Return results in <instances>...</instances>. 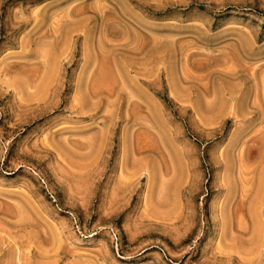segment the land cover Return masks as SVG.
<instances>
[{"label": "rangeland", "instance_id": "1", "mask_svg": "<svg viewBox=\"0 0 264 264\" xmlns=\"http://www.w3.org/2000/svg\"><path fill=\"white\" fill-rule=\"evenodd\" d=\"M0 264H264V0H0Z\"/></svg>", "mask_w": 264, "mask_h": 264}, {"label": "built area", "instance_id": "2", "mask_svg": "<svg viewBox=\"0 0 264 264\" xmlns=\"http://www.w3.org/2000/svg\"><path fill=\"white\" fill-rule=\"evenodd\" d=\"M112 239L114 242H116L118 244L119 238L115 232L112 233Z\"/></svg>", "mask_w": 264, "mask_h": 264}]
</instances>
